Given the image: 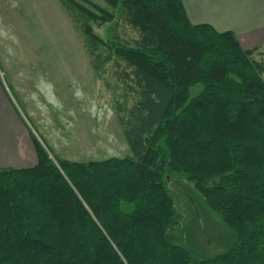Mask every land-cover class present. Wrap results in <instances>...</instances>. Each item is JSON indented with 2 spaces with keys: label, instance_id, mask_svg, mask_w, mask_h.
Listing matches in <instances>:
<instances>
[{
  "label": "trees",
  "instance_id": "16d2710c",
  "mask_svg": "<svg viewBox=\"0 0 264 264\" xmlns=\"http://www.w3.org/2000/svg\"><path fill=\"white\" fill-rule=\"evenodd\" d=\"M102 1L61 0L94 71L112 64L133 97L116 107L131 154L55 164L39 148L0 169V264H264V64L182 0ZM174 183L193 194L183 220Z\"/></svg>",
  "mask_w": 264,
  "mask_h": 264
},
{
  "label": "rangeland",
  "instance_id": "374dc122",
  "mask_svg": "<svg viewBox=\"0 0 264 264\" xmlns=\"http://www.w3.org/2000/svg\"><path fill=\"white\" fill-rule=\"evenodd\" d=\"M73 1L95 13L93 4L111 10L102 0ZM77 15L61 0H0V82L37 146L48 150L55 164L125 158L131 150L116 111L127 101L124 84L112 64L105 73L94 71ZM111 25L92 22V29L107 40ZM118 29L125 40L137 37L123 24ZM254 57L264 64V48ZM201 88H192L191 97ZM172 187L183 220L193 194L182 198L183 186Z\"/></svg>",
  "mask_w": 264,
  "mask_h": 264
},
{
  "label": "crops",
  "instance_id": "0c3cea01",
  "mask_svg": "<svg viewBox=\"0 0 264 264\" xmlns=\"http://www.w3.org/2000/svg\"><path fill=\"white\" fill-rule=\"evenodd\" d=\"M182 1L193 25L206 24L219 32L232 31L242 48L255 51V56L263 50L264 0ZM0 103L7 113L3 115L0 111V169L22 170L35 167L38 163V143L34 141L31 130L11 103L1 82ZM36 137L42 143L38 134ZM49 145L51 146V142ZM50 148L57 151L54 146Z\"/></svg>",
  "mask_w": 264,
  "mask_h": 264
}]
</instances>
